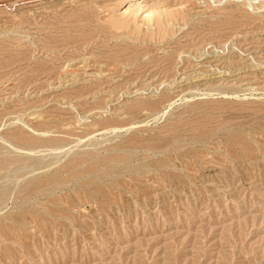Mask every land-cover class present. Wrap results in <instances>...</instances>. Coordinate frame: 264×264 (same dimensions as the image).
<instances>
[{"label":"rangeland","instance_id":"374dc122","mask_svg":"<svg viewBox=\"0 0 264 264\" xmlns=\"http://www.w3.org/2000/svg\"><path fill=\"white\" fill-rule=\"evenodd\" d=\"M0 264H264V0H0Z\"/></svg>","mask_w":264,"mask_h":264},{"label":"bare ground","instance_id":"6f19581e","mask_svg":"<svg viewBox=\"0 0 264 264\" xmlns=\"http://www.w3.org/2000/svg\"><path fill=\"white\" fill-rule=\"evenodd\" d=\"M50 1V0H49ZM46 2V1H45ZM46 4V3H45ZM73 31V30H72ZM64 32H66V30L64 31ZM69 32V31H68ZM67 32V34L69 35V33ZM71 34V33H70ZM63 35H65V34H63ZM65 37V36H64ZM69 37V36H68ZM67 37V38H68ZM61 38H62V36H61ZM66 38V37H65ZM66 38V39H67ZM70 38V37H69ZM64 39V38H63ZM64 41V40H63ZM66 41V40H65ZM87 65V64H86ZM84 67H86V66H84ZM89 68V67H88ZM83 70H85V69H83ZM72 71H74V70H72ZM77 71V70H76ZM86 72V71H85ZM98 74V73H97ZM193 90V89H192ZM204 92V91H203ZM107 157V156H106ZM110 157H112V156H110ZM115 157V156H114ZM117 157V156H116ZM120 158V157H119ZM109 160H113V158L111 159H109ZM115 160V159H114ZM117 160H118V157H117ZM120 160V159H119ZM98 161V160H97ZM101 168V167H100ZM70 169V168H69ZM2 170V169H1ZM101 177V176H100ZM29 202V201H28ZM22 207V206H21Z\"/></svg>","mask_w":264,"mask_h":264}]
</instances>
